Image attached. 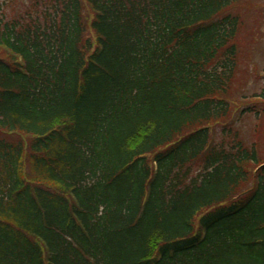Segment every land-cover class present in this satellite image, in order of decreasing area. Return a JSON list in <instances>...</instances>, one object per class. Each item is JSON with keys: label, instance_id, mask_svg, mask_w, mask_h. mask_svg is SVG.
<instances>
[{"label": "trees", "instance_id": "trees-1", "mask_svg": "<svg viewBox=\"0 0 264 264\" xmlns=\"http://www.w3.org/2000/svg\"><path fill=\"white\" fill-rule=\"evenodd\" d=\"M245 8L0 2V264H264Z\"/></svg>", "mask_w": 264, "mask_h": 264}, {"label": "rangeland", "instance_id": "rangeland-1", "mask_svg": "<svg viewBox=\"0 0 264 264\" xmlns=\"http://www.w3.org/2000/svg\"><path fill=\"white\" fill-rule=\"evenodd\" d=\"M2 0H0L1 2ZM244 3L249 4V6L256 8H264V0H243ZM247 12V21L250 27L249 34L251 35L252 40H246V49L248 47L252 48V52L249 53V56L243 59L242 75L240 78V85L238 86V92L246 94L249 98L254 95V93L260 95L264 86V20L261 25L256 23V15H252L251 12L245 8ZM255 9L252 10L254 13ZM256 33H253L255 32ZM256 40V41H255ZM254 43V44H253ZM255 43H259L255 45ZM256 68V69H255ZM240 102H244L240 100ZM249 102V100H245ZM247 105V104H245ZM244 105V106H245ZM260 109H264V105H260ZM243 110V109H242ZM253 124V121L243 120L238 124V128L242 129L245 133L248 132V128ZM261 126H264V119L261 121Z\"/></svg>", "mask_w": 264, "mask_h": 264}]
</instances>
